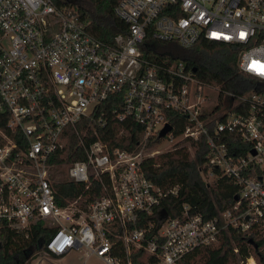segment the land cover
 I'll list each match as a JSON object with an SVG mask.
<instances>
[{
    "label": "built area",
    "instance_id": "obj_1",
    "mask_svg": "<svg viewBox=\"0 0 264 264\" xmlns=\"http://www.w3.org/2000/svg\"><path fill=\"white\" fill-rule=\"evenodd\" d=\"M112 11L125 29L102 40L75 0H0V225L50 228L33 264L73 249L103 264H180L229 227L264 241V97L224 91L219 99L218 87L172 52L200 38L225 42L236 47L240 71L264 80V0H117ZM107 97L113 120L123 123L115 135L139 126L134 145L99 136L114 124L97 111ZM65 128L82 158L50 157L66 145ZM200 137L203 180L228 177L237 186L234 201L210 216L183 201L172 214L163 201L179 186L154 183L143 161L178 141L191 151L188 141ZM58 165L64 176L54 179ZM92 179L100 195L55 201L52 182L87 188ZM239 263L256 261L250 254Z\"/></svg>",
    "mask_w": 264,
    "mask_h": 264
},
{
    "label": "trees",
    "instance_id": "obj_2",
    "mask_svg": "<svg viewBox=\"0 0 264 264\" xmlns=\"http://www.w3.org/2000/svg\"><path fill=\"white\" fill-rule=\"evenodd\" d=\"M117 0H75L79 11L89 19V30L102 40L125 29V24L112 11ZM163 52L164 48H156ZM173 57L183 60L190 68L194 67V75L203 82L218 87L221 99L222 92L230 91L240 95L255 91L264 97V80L240 71L236 64L237 50L225 42L200 38L188 48L174 47ZM244 107L248 103L244 102ZM114 107L111 97H107L97 105V111L103 110L107 118V126L112 127L99 131V136L114 145L131 146L137 141L141 131L135 123H130L123 131V136L115 135L122 122L113 120L109 110ZM236 110V106L234 108ZM181 123L173 121V133H178ZM106 126V125H105ZM116 127V129H115ZM68 133L67 143L60 153L51 155L54 160H73L82 158L77 148L73 131L65 128ZM233 135V134H232ZM237 138H234L236 141ZM157 140H155L156 142ZM124 142V145H123ZM173 144L169 149L146 157L142 164L144 174L162 188L177 184L175 195L167 197L163 205L170 213H175L179 204L186 201L191 209L210 216L217 211L229 207L234 201L237 186L228 177L219 176L204 181L202 165L206 158L205 139L189 140L188 145ZM73 150V152H72ZM200 168V169H199ZM53 197L58 204H64L78 194L81 198H93L103 192L98 180L92 179L87 188L82 182L62 180L51 183ZM50 231L43 222L31 224L28 230H15L0 225V264H30L31 257L43 248L42 240ZM264 241L252 230L237 228L223 229L215 241L195 247L186 253L180 264H240V260L252 255L256 264H264ZM236 248V250H233Z\"/></svg>",
    "mask_w": 264,
    "mask_h": 264
},
{
    "label": "rangeland",
    "instance_id": "obj_3",
    "mask_svg": "<svg viewBox=\"0 0 264 264\" xmlns=\"http://www.w3.org/2000/svg\"><path fill=\"white\" fill-rule=\"evenodd\" d=\"M166 48H170V46L166 45ZM165 142H166L165 140L162 141V143ZM52 175L54 179L62 178L64 176V165H58L57 167H55L52 171ZM44 263L49 264L46 261ZM30 264L33 263L30 261ZM50 264H103V263L98 257L92 254L85 256L83 250L73 249L68 253H66L65 255L54 259L52 263L50 262Z\"/></svg>",
    "mask_w": 264,
    "mask_h": 264
},
{
    "label": "water",
    "instance_id": "obj_4",
    "mask_svg": "<svg viewBox=\"0 0 264 264\" xmlns=\"http://www.w3.org/2000/svg\"><path fill=\"white\" fill-rule=\"evenodd\" d=\"M231 48L235 49L236 47L234 45H231ZM195 68L192 67V70H194ZM170 129V126L167 124L165 125L160 131H159V136H163L168 130ZM164 212V211H163Z\"/></svg>",
    "mask_w": 264,
    "mask_h": 264
}]
</instances>
